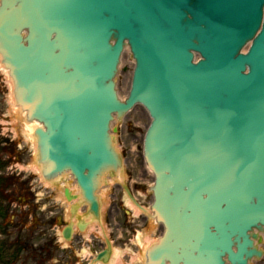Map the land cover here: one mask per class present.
Returning a JSON list of instances; mask_svg holds the SVG:
<instances>
[{
  "label": "water",
  "instance_id": "obj_1",
  "mask_svg": "<svg viewBox=\"0 0 264 264\" xmlns=\"http://www.w3.org/2000/svg\"><path fill=\"white\" fill-rule=\"evenodd\" d=\"M0 54L17 102L44 125L45 177L71 171L97 216L103 178L122 166L112 121L148 110L165 227L152 262L264 259V0H0Z\"/></svg>",
  "mask_w": 264,
  "mask_h": 264
},
{
  "label": "rangeland",
  "instance_id": "obj_2",
  "mask_svg": "<svg viewBox=\"0 0 264 264\" xmlns=\"http://www.w3.org/2000/svg\"><path fill=\"white\" fill-rule=\"evenodd\" d=\"M134 64L131 51L127 48L120 65L123 69L120 73L122 98H126L130 90ZM12 102L10 76L0 61V145L5 146L0 150V162L5 164L0 169V261L14 262L39 256L43 251L25 247L30 237L31 243L39 244L38 249L45 246L47 251L55 253L52 258L61 259V248L55 245L49 248L42 243L53 238L54 232L60 233L68 222L89 221V229L95 228L96 223L89 219L83 207L78 209L79 212L71 211L72 202L63 192L64 186H68L72 193L79 196L71 173L55 182H42L40 173L33 167L37 163L36 146L29 135L25 118H19ZM150 122L151 117L142 105L126 114L125 119L116 118L113 122V135L125 159L124 177L108 178V185L101 189L104 229L121 228L118 224L120 220L126 215L129 217L128 214L140 212L133 206L134 212L131 210L125 186L143 206L150 208L154 174L144 159V136ZM109 213L112 214V225L107 216ZM134 228L141 231L146 239L157 237L154 236L156 225L153 217L145 226L134 225ZM135 251L138 249L135 248ZM251 264H264V259L254 260Z\"/></svg>",
  "mask_w": 264,
  "mask_h": 264
},
{
  "label": "flooded vegetation",
  "instance_id": "obj_3",
  "mask_svg": "<svg viewBox=\"0 0 264 264\" xmlns=\"http://www.w3.org/2000/svg\"><path fill=\"white\" fill-rule=\"evenodd\" d=\"M110 216L112 217L111 214H109ZM110 220L112 223L111 218ZM146 222L147 219L145 218L137 222L126 215L125 219L118 222L119 226L122 227L116 230L111 229L108 233L100 229L85 230L78 228L69 235L65 234L63 240H60L53 233V238L42 243V245H47L49 248L55 245L61 248V259L52 258L55 253L47 251L48 248L45 246L38 249L39 244L31 243L30 237V241L26 240L25 247L31 250L36 248L37 251H43L39 256L35 255V259H20L14 262L0 261V264H152L146 257L145 259L140 258L135 251V248L138 249L143 246L140 244L138 234L134 232V225H143ZM160 232L159 234L155 233V235L159 236ZM114 248L120 251L117 259L112 256ZM166 264L170 263L166 262Z\"/></svg>",
  "mask_w": 264,
  "mask_h": 264
},
{
  "label": "bare ground",
  "instance_id": "obj_4",
  "mask_svg": "<svg viewBox=\"0 0 264 264\" xmlns=\"http://www.w3.org/2000/svg\"><path fill=\"white\" fill-rule=\"evenodd\" d=\"M10 81H11L12 89H13L14 85H13L11 78H10ZM12 93H13V102L12 103H13L15 112L18 114L19 118H25L26 111L22 110V108L17 104L14 92L12 91ZM25 122H26L25 124L27 126V129L29 131V135L32 138V140L36 146V162L37 163L33 167L40 173L41 177L44 178L43 173H42L43 165L39 161L37 140H36V136H35V128L40 126V122H38V121H27L26 118H25ZM117 177H118V179H122L124 177L122 170L119 171V176H117ZM55 180H56V178H55ZM57 180H58V178H57ZM112 181H113V179H112Z\"/></svg>",
  "mask_w": 264,
  "mask_h": 264
},
{
  "label": "trees",
  "instance_id": "obj_5",
  "mask_svg": "<svg viewBox=\"0 0 264 264\" xmlns=\"http://www.w3.org/2000/svg\"><path fill=\"white\" fill-rule=\"evenodd\" d=\"M5 146L0 145V150L4 149ZM1 152V151H0ZM1 160V159H0ZM5 166L4 162H0V168H3Z\"/></svg>",
  "mask_w": 264,
  "mask_h": 264
}]
</instances>
